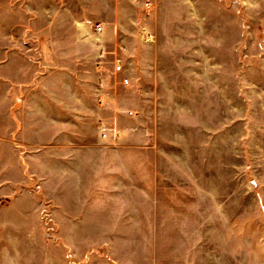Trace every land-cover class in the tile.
I'll return each instance as SVG.
<instances>
[{"label":"crops","instance_id":"crops-1","mask_svg":"<svg viewBox=\"0 0 264 264\" xmlns=\"http://www.w3.org/2000/svg\"><path fill=\"white\" fill-rule=\"evenodd\" d=\"M93 1L0 0V233L24 264L50 230L71 256L57 264H209L208 175L193 178L169 149L179 143L133 108V50L119 31L130 8ZM40 254L49 261L42 243ZM226 259L211 261L240 260Z\"/></svg>","mask_w":264,"mask_h":264},{"label":"rangeland","instance_id":"rangeland-1","mask_svg":"<svg viewBox=\"0 0 264 264\" xmlns=\"http://www.w3.org/2000/svg\"><path fill=\"white\" fill-rule=\"evenodd\" d=\"M108 1L93 3L99 7ZM116 2L130 8L119 31L133 50L134 60H124L139 88L129 95L133 108L146 114L148 126L155 115L162 139L179 143L169 149L192 163L193 178L201 171L208 175L209 264L222 256L240 258L238 264H264V0H242L239 17L232 0ZM88 49L93 46L82 40V50ZM202 136L208 138L207 148L200 146ZM11 236L0 233V264H24L25 249L19 255ZM34 237L28 264L71 257L55 232ZM41 243L48 262L41 257Z\"/></svg>","mask_w":264,"mask_h":264},{"label":"built area","instance_id":"built-area-1","mask_svg":"<svg viewBox=\"0 0 264 264\" xmlns=\"http://www.w3.org/2000/svg\"><path fill=\"white\" fill-rule=\"evenodd\" d=\"M148 3H149V1H146L145 2V6H148ZM102 29V26L100 25V24H97L96 25V30L97 31H100ZM115 69L116 70H120L121 69V65L120 64H117L116 66H115ZM123 83H127L128 82V79L127 78H124L123 80Z\"/></svg>","mask_w":264,"mask_h":264}]
</instances>
